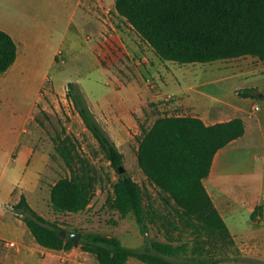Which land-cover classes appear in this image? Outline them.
Listing matches in <instances>:
<instances>
[{
	"label": "rangeland",
	"instance_id": "1",
	"mask_svg": "<svg viewBox=\"0 0 264 264\" xmlns=\"http://www.w3.org/2000/svg\"><path fill=\"white\" fill-rule=\"evenodd\" d=\"M25 1L0 0L1 28L32 30L23 44L21 57L24 58L18 63L24 92L16 96L10 88L7 95L0 96V208L4 223H9L7 217L21 219L12 210V201L20 193L38 214L48 221H57L65 231L97 232L118 238L126 247L141 250L149 248L151 241L166 242L171 238L174 245L186 242L188 249L185 255L167 259L180 262L198 257L193 252V236L183 225L177 223L180 229L174 231L164 224V218L172 217L171 204H166L158 189L146 180L137 165L136 153L142 132L156 118L167 116L166 108L177 101V82H183L182 74L199 72L205 64L180 65L161 60L116 13L115 0H86L83 10L79 8L73 15V0H34V16L22 8ZM69 82L75 83L122 154L125 172L142 187L144 206L157 213L158 216L148 218L146 235L131 216L120 219L118 213L107 207L117 174L68 99ZM31 108L22 136V127L16 120L26 117ZM57 134L69 137L78 155L88 160L100 175L94 196L83 212L56 214L50 207V187L59 178L68 176L56 152ZM22 140L31 150L27 158L18 150L22 144L17 147ZM14 149L18 152L13 155ZM25 162L29 165L25 166ZM21 189L25 191L20 192ZM253 193L246 189L229 194L235 199H245ZM1 235L5 239L0 241L1 251H8L3 246L5 241L20 243V235L11 230ZM200 239L208 241L202 259L260 263L244 256L236 245L231 246L227 241L208 240L206 236ZM131 260L139 263L134 258Z\"/></svg>",
	"mask_w": 264,
	"mask_h": 264
},
{
	"label": "trees",
	"instance_id": "2",
	"mask_svg": "<svg viewBox=\"0 0 264 264\" xmlns=\"http://www.w3.org/2000/svg\"><path fill=\"white\" fill-rule=\"evenodd\" d=\"M114 8L163 61L206 64L241 56L264 61V0H115ZM16 58V42L0 29V74ZM237 94L264 101V92L257 88L240 89ZM67 97L117 174L111 184L112 195L107 198V207L118 213L120 219L131 216L142 232L147 231L148 218L158 215L144 206L142 187L127 172L119 173L122 154L73 82L68 83ZM243 134L244 123L240 118L207 126L197 117L167 115L156 118L139 140L136 153L139 169L166 204L172 201V217L164 218V224L174 231L180 229L177 223L183 225L193 236V252L198 257L180 262L167 259L185 255L188 249L186 242L174 245L171 238L166 242L151 241L149 248L141 250L126 247L118 238L97 232L81 233L79 248L95 256L98 264H125L130 258L145 264L221 262L202 259L208 241L200 238L227 241L231 246L235 242L202 179L208 176L216 151ZM56 139V152L68 176L59 178L50 187V207L56 214L83 212L94 196L100 175L88 160L78 155L69 137L57 134ZM12 210L40 246L64 251L74 247L68 235L78 230H66L67 236L61 237L63 229L59 223L38 214L23 194ZM258 210L255 207L251 216Z\"/></svg>",
	"mask_w": 264,
	"mask_h": 264
},
{
	"label": "crops",
	"instance_id": "3",
	"mask_svg": "<svg viewBox=\"0 0 264 264\" xmlns=\"http://www.w3.org/2000/svg\"><path fill=\"white\" fill-rule=\"evenodd\" d=\"M25 2L22 8H27L29 10L27 14L34 16L35 1ZM84 2L86 0H73L71 15L79 8L83 10ZM24 13L22 11L21 15ZM0 29L11 35L17 45V58L14 64L5 73L0 74V96L7 95L10 88L11 92L19 96L24 92V86L18 63L24 58L21 57L23 44L32 30L15 29L16 33L9 28ZM182 80L183 82H177V101L173 106L166 108L169 111L168 116L175 112L176 116L197 117L207 126L234 118H240L244 123V134L216 151L209 174L202 179V184L239 252L257 260L259 264H264V101L237 94L238 90L244 88H257L264 92V61L252 56L218 60L206 63L199 72L183 73ZM41 87L42 83L38 85V90ZM37 99H40V96ZM38 102L39 100L35 101V104ZM32 109L26 117L16 120L17 125L22 127L20 131L22 136ZM20 145L19 152L27 158L31 152L30 148L24 145L23 140L17 143V147ZM17 152L14 149L12 153L14 155ZM28 165L25 162V166ZM229 181L235 183H228ZM246 189L254 191L251 198L235 199L229 194L234 190ZM24 191L25 189H21L20 192ZM18 195L12 204L18 202L20 193ZM169 203L172 204V201ZM255 207L259 210L252 217ZM7 218L9 223H4L5 217L0 208V241L5 240L1 234L6 230L19 234L21 240L20 243L17 242L19 247L16 250H0V264H98L95 256L82 251L79 246H74L68 251L50 250L40 246L20 218ZM131 259L125 264H145L139 260V263H135Z\"/></svg>",
	"mask_w": 264,
	"mask_h": 264
},
{
	"label": "water",
	"instance_id": "4",
	"mask_svg": "<svg viewBox=\"0 0 264 264\" xmlns=\"http://www.w3.org/2000/svg\"><path fill=\"white\" fill-rule=\"evenodd\" d=\"M260 96V95H259ZM119 173H124L125 169L124 167L121 165L119 166ZM144 234L146 235V232H144ZM61 237H66L67 236V232L65 230H62L60 232ZM80 233H71L70 235H68L69 240L73 243L74 246H78L79 243V239H80Z\"/></svg>",
	"mask_w": 264,
	"mask_h": 264
},
{
	"label": "built area",
	"instance_id": "5",
	"mask_svg": "<svg viewBox=\"0 0 264 264\" xmlns=\"http://www.w3.org/2000/svg\"><path fill=\"white\" fill-rule=\"evenodd\" d=\"M3 246H4V249L8 251L16 250L19 247L18 243L14 241H5Z\"/></svg>",
	"mask_w": 264,
	"mask_h": 264
}]
</instances>
